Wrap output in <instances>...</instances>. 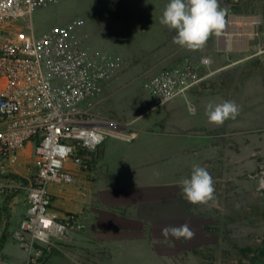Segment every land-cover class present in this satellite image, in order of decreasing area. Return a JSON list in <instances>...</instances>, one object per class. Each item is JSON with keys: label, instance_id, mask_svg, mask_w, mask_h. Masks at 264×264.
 I'll list each match as a JSON object with an SVG mask.
<instances>
[{"label": "rangeland", "instance_id": "1", "mask_svg": "<svg viewBox=\"0 0 264 264\" xmlns=\"http://www.w3.org/2000/svg\"><path fill=\"white\" fill-rule=\"evenodd\" d=\"M219 3L226 12L225 27L220 33L227 35L223 46L237 49L233 50L231 68L201 76L199 129L197 137L189 139L190 162L185 178H190L193 165L205 167L214 179L215 200L193 205L197 216L188 224L194 232L189 238V246L194 248L189 264H264V0ZM141 4L143 0H64L36 12L33 26L37 34L62 27L69 46L107 58L117 56V50L128 51L121 46L124 38H138L134 44L137 46L143 34L163 31L171 38L165 45L174 48L170 61L173 62L164 70L186 60L209 64L218 35H212L202 50H187L173 43L175 30L161 25V17H154L155 10H143ZM148 12H153L151 17H145ZM251 18L252 30L244 23ZM133 50L135 54L139 51ZM140 54L139 60H131L134 68L122 74L118 71L114 78L117 83L104 95L116 104H108L105 110L111 109L123 120L143 113L148 101L154 99L146 90L152 73H135L149 69L137 63L142 58ZM224 101H234L239 115L222 126L210 124L205 115L206 105ZM31 149L23 152L19 167L25 177H29ZM24 197L21 195L16 205L19 212L15 222L26 212Z\"/></svg>", "mask_w": 264, "mask_h": 264}, {"label": "crops", "instance_id": "2", "mask_svg": "<svg viewBox=\"0 0 264 264\" xmlns=\"http://www.w3.org/2000/svg\"><path fill=\"white\" fill-rule=\"evenodd\" d=\"M167 3L169 0H143L140 6L146 11L155 10L154 17H162ZM219 36L209 64L194 60L201 76L208 71L222 72L233 65L232 54L237 48L228 45L234 49L222 50L228 47L223 46L227 36L223 41ZM136 39H122L121 46L128 51L117 50V56L108 58L117 63L120 74L136 66L131 60H139L140 53L142 58L137 63L149 69L135 73H152L148 80L173 62L170 61L174 48L165 45L171 38L163 31L143 34L137 46ZM134 48L139 50L136 54L131 52ZM90 56L95 64L108 57L93 53ZM116 80L104 84L101 93L84 105L94 123L110 132L102 145L87 154L93 162L92 170L84 172L73 167L74 184L49 186L52 209L61 215H79L86 227L58 241L44 264H189L190 252L194 250L189 246L190 239L166 237L161 230L165 226L189 224L197 216L179 181L188 175L189 139L196 138L199 129L202 83L163 106L150 99L143 113L123 120L111 109L105 110L108 104H114L104 95ZM19 197L7 200L6 211L0 214V264H25L30 256L11 237L19 223L14 221L19 212Z\"/></svg>", "mask_w": 264, "mask_h": 264}, {"label": "built area", "instance_id": "3", "mask_svg": "<svg viewBox=\"0 0 264 264\" xmlns=\"http://www.w3.org/2000/svg\"><path fill=\"white\" fill-rule=\"evenodd\" d=\"M63 1L0 0V214L7 200L25 195L26 212L11 235L30 253L25 264H44L58 241L85 229L79 215L52 209L49 186L74 184L73 167L91 171L87 154L110 135L84 105L115 78L117 63L107 58L95 64L87 52L69 46L62 27L35 32L34 14ZM202 80L186 60L160 72L146 90L163 106ZM30 144L25 177L19 167Z\"/></svg>", "mask_w": 264, "mask_h": 264}, {"label": "clouds", "instance_id": "4", "mask_svg": "<svg viewBox=\"0 0 264 264\" xmlns=\"http://www.w3.org/2000/svg\"><path fill=\"white\" fill-rule=\"evenodd\" d=\"M226 12L219 0H169L160 23L175 30L173 43L190 51L202 50L212 35H219L225 27ZM234 101L206 105L205 115L210 124L222 126L239 115ZM139 118V117H137ZM185 199L193 205L208 204L215 200L214 179L205 167L193 165L190 178L179 181ZM162 235L177 239L191 238L194 232L188 224L165 226Z\"/></svg>", "mask_w": 264, "mask_h": 264}, {"label": "bare ground", "instance_id": "5", "mask_svg": "<svg viewBox=\"0 0 264 264\" xmlns=\"http://www.w3.org/2000/svg\"><path fill=\"white\" fill-rule=\"evenodd\" d=\"M234 19H235V18H234ZM235 20H237V19H235ZM248 20H249V21H248L247 23H246V22H244V23L247 24L248 26H250V27H251V30H252V28H253L252 26H253V24H254L252 20H254V19L251 18V19H248ZM245 21H246V18H245ZM229 24H230V23H229ZM233 24H234V23H233ZM231 25H232V24H231ZM236 25H237V24H236ZM234 26H235V25H234ZM234 26H233V27H234ZM251 30H250V31H251ZM245 35H246V34H245ZM249 36L252 37V34H250ZM263 185H264V182H263Z\"/></svg>", "mask_w": 264, "mask_h": 264}, {"label": "water", "instance_id": "6", "mask_svg": "<svg viewBox=\"0 0 264 264\" xmlns=\"http://www.w3.org/2000/svg\"><path fill=\"white\" fill-rule=\"evenodd\" d=\"M226 32H228V30H226ZM227 35L226 34H221L220 36H219V39H220V41L222 40H224V38L226 37ZM231 49H234L233 47H223L222 48V50H231Z\"/></svg>", "mask_w": 264, "mask_h": 264}, {"label": "trees", "instance_id": "7", "mask_svg": "<svg viewBox=\"0 0 264 264\" xmlns=\"http://www.w3.org/2000/svg\"><path fill=\"white\" fill-rule=\"evenodd\" d=\"M2 210V208H0V211Z\"/></svg>", "mask_w": 264, "mask_h": 264}]
</instances>
